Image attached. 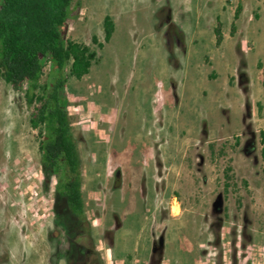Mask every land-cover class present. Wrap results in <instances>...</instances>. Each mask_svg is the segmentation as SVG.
I'll return each mask as SVG.
<instances>
[{"label": "rangeland", "instance_id": "obj_1", "mask_svg": "<svg viewBox=\"0 0 264 264\" xmlns=\"http://www.w3.org/2000/svg\"><path fill=\"white\" fill-rule=\"evenodd\" d=\"M67 34L99 55L66 88L91 252L0 78V264H158L161 235L160 264H264V0H75Z\"/></svg>", "mask_w": 264, "mask_h": 264}, {"label": "trees", "instance_id": "obj_2", "mask_svg": "<svg viewBox=\"0 0 264 264\" xmlns=\"http://www.w3.org/2000/svg\"><path fill=\"white\" fill-rule=\"evenodd\" d=\"M74 1L0 0V78L15 91H23L31 109L30 126L38 129L45 185L52 177L57 179L55 213L65 216L67 223L63 227L76 234L83 233L87 223L84 231L90 237L82 161L66 88L71 77L80 80L87 75L99 55L90 45L67 34ZM241 11V5H237L235 19ZM104 30V41L108 42L115 31L110 15L104 19ZM235 31L234 22L231 32ZM215 34L216 45L220 46L224 40L220 21ZM92 40L100 48L104 46L97 36ZM261 142L264 161V132Z\"/></svg>", "mask_w": 264, "mask_h": 264}, {"label": "water", "instance_id": "obj_3", "mask_svg": "<svg viewBox=\"0 0 264 264\" xmlns=\"http://www.w3.org/2000/svg\"><path fill=\"white\" fill-rule=\"evenodd\" d=\"M118 174V173H117ZM222 206H223V198H222V195L220 194L217 198H216V200L214 201V203H213V208H214V210L215 211H217V212H221L222 211ZM158 247H155L154 248V252H159V254H160V258L158 259V264H160V262H161V258H162V251H163V246H164V236L163 235H161L160 236V238H159V240H158Z\"/></svg>", "mask_w": 264, "mask_h": 264}, {"label": "flooded vegetation", "instance_id": "obj_4", "mask_svg": "<svg viewBox=\"0 0 264 264\" xmlns=\"http://www.w3.org/2000/svg\"><path fill=\"white\" fill-rule=\"evenodd\" d=\"M118 172H116V176L118 177V174H117ZM83 200H84V197H83ZM86 219H87V217H86ZM86 225H87V223H85L84 225H83V229H82V231H83V233H82V236H81V233H77L76 234V236H77V239H83V243H84V246L86 247V252H87V256L90 254V252H91V247L89 246V234H87V232H85L84 230V228L86 227ZM85 264H90V262L88 261V262H86Z\"/></svg>", "mask_w": 264, "mask_h": 264}, {"label": "bare ground", "instance_id": "obj_5", "mask_svg": "<svg viewBox=\"0 0 264 264\" xmlns=\"http://www.w3.org/2000/svg\"><path fill=\"white\" fill-rule=\"evenodd\" d=\"M172 208H174V205H173V207Z\"/></svg>", "mask_w": 264, "mask_h": 264}]
</instances>
